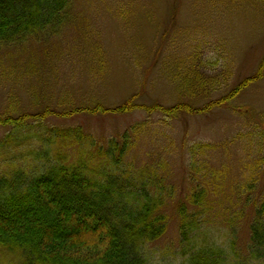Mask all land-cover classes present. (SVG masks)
<instances>
[{"label":"trees","instance_id":"obj_1","mask_svg":"<svg viewBox=\"0 0 264 264\" xmlns=\"http://www.w3.org/2000/svg\"><path fill=\"white\" fill-rule=\"evenodd\" d=\"M84 1L93 0H0V46L10 59L4 73L30 94L25 108L10 91L0 111L6 128L0 136V264H159L151 246L173 220L178 241L170 264H264V114L255 117L231 104L263 78L264 54L252 74L217 97L212 94L223 88L229 62L201 54L203 44L193 41L184 57L173 55L159 66L181 98L174 104L145 103L132 94L105 106L96 99L76 101L68 89L55 95L50 72L64 54L56 48L67 27L75 26L86 42L89 70L98 69L92 65L98 43L81 30L87 22ZM98 1L96 7L126 23L131 11L146 5ZM214 1L212 6L226 10L242 0ZM247 1L264 21V0ZM43 60L49 65L41 70ZM221 107L247 118L250 127L220 142L185 143L177 180L169 157L148 151L147 159H136L140 141H154L168 119ZM136 109L146 118L105 139L81 123H54ZM170 145L162 149L170 153Z\"/></svg>","mask_w":264,"mask_h":264},{"label":"rangeland","instance_id":"obj_2","mask_svg":"<svg viewBox=\"0 0 264 264\" xmlns=\"http://www.w3.org/2000/svg\"><path fill=\"white\" fill-rule=\"evenodd\" d=\"M97 2H83L87 6L83 11L87 22L81 30L83 33L90 31V36L98 43L100 53L96 54L98 57L92 62L98 69L92 67L89 70L87 60L83 58L88 53L86 42L73 31L77 30L75 26L67 27L56 48L57 51L62 49L64 54L56 61L58 65L55 66V72L48 70L51 74L48 86L55 95L60 90L68 89L76 101L96 99L105 106L120 104L132 94H137V99L145 103L158 101L165 105L174 104L181 98L177 96L174 82L160 74L159 66H163V61L173 55L184 57L190 51L186 48L187 42L193 41L203 44L201 54L213 55L221 62H229L231 74L227 79L221 77L223 88L212 94L217 97L252 74L264 54V21L253 14V7L247 0L232 1V8L226 10L212 6L214 0H140V4L146 5L128 14L129 23L120 21L103 6L96 7ZM152 3L153 10L149 6ZM124 14L127 15L126 12ZM201 30L208 34L200 35ZM47 47L52 46L49 43ZM4 49L0 46V111L7 105L10 91L16 94L20 106L28 108L30 94L25 84L14 85L12 77L4 73L10 62ZM43 62H38L41 70L44 69L43 65H49ZM42 85L45 84L42 82L38 87L44 90ZM14 86L15 89H11ZM231 104L247 108L255 117L264 114V76L244 89ZM144 118L146 114L136 109L127 114L81 115L63 122L55 120L54 123H81L97 137L105 139ZM152 118L159 117L153 114ZM247 122V118L227 107L216 108L209 113L181 114L168 119V125H162V131L155 133L154 141L141 140L136 159H147L148 151H154L157 156L169 157L173 177L177 180L182 171L181 153L185 143L223 141L236 131L250 127ZM5 131L6 128L0 126V136ZM170 142L174 145H170L168 149L171 152L167 153L162 148ZM231 165L234 166L235 162H231ZM233 171L237 169L233 167ZM246 232L245 229L242 231L243 238H246ZM177 241L176 222L173 220L167 232L152 243L156 263L159 259V264H170Z\"/></svg>","mask_w":264,"mask_h":264}]
</instances>
